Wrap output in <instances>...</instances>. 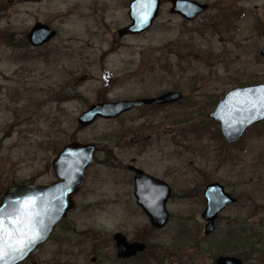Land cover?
I'll list each match as a JSON object with an SVG mask.
<instances>
[{
	"label": "rangeland",
	"instance_id": "1",
	"mask_svg": "<svg viewBox=\"0 0 264 264\" xmlns=\"http://www.w3.org/2000/svg\"><path fill=\"white\" fill-rule=\"evenodd\" d=\"M131 1L0 0V197L56 182L52 163L66 145L98 147L75 209L22 264H114L116 232L145 242L152 264H215L222 255L264 264V121L226 143L208 117L228 92L264 83V0H193L209 6L193 21L162 0L149 30L119 38ZM39 22L56 36L37 47L27 34ZM172 91L183 99L78 124L99 100ZM128 165L172 189L165 228L138 205ZM215 182L237 202L206 236L204 192Z\"/></svg>",
	"mask_w": 264,
	"mask_h": 264
},
{
	"label": "water",
	"instance_id": "2",
	"mask_svg": "<svg viewBox=\"0 0 264 264\" xmlns=\"http://www.w3.org/2000/svg\"><path fill=\"white\" fill-rule=\"evenodd\" d=\"M25 2H41L45 0H24ZM171 13L178 14L188 21L196 19L208 9L207 4L193 0H170ZM162 0H132L129 5L131 23L118 31V37L139 35L149 30L159 15ZM56 36V31L42 23H37L27 34V40L32 46H42ZM264 38V29H263ZM264 57V45L261 50ZM83 80V79H81ZM261 97H264V84L241 87L228 92L219 102L216 109L208 115L213 122L220 125L221 132L228 143L238 142L253 124L263 121L257 117L244 123L250 115V110L261 108ZM183 94L179 91L167 92L157 98H145L133 101L102 102L93 104L79 118L82 128L93 125L100 119H114L129 112L133 108L146 105H171L181 101ZM97 154L95 144L73 142L66 145L52 163L57 181L49 185H15L9 187L0 197V220H3L4 240L15 244L18 239H26L33 235H43L35 246L28 251L22 260L9 259L8 264H22L54 233L56 227L75 209L74 196L85 186L87 170L93 166ZM130 170L135 177V198L143 209L150 223L157 229L166 227L170 220L167 203L172 195V189L163 180L153 177L142 169L131 165ZM206 209L202 218L206 222L204 233L211 235L216 230V221L223 210L234 204L237 199L225 191L220 183H212L206 187ZM43 221L41 227L38 221ZM46 229V230H45ZM21 232L24 235H21ZM115 240L118 245V257L128 259L135 257L146 249V244L130 243L127 238L117 233ZM8 251L7 243L4 244ZM19 255L9 252V256ZM95 261V258L93 259ZM33 264H38L34 262ZM215 264H245L238 256L222 255Z\"/></svg>",
	"mask_w": 264,
	"mask_h": 264
},
{
	"label": "snow or ice",
	"instance_id": "3",
	"mask_svg": "<svg viewBox=\"0 0 264 264\" xmlns=\"http://www.w3.org/2000/svg\"><path fill=\"white\" fill-rule=\"evenodd\" d=\"M261 108L256 109L255 111L250 110V115L246 121L242 122V126L244 123L251 122L252 119H255L257 117L264 118V97H261ZM39 225L43 227V221H38ZM46 230V229H45ZM5 234L8 237H11V233H5L3 229V220H0V264H8L9 259L15 261V260H22L24 255L31 251V249L35 246L39 240L43 239V235H33L26 239H18L15 244L9 243L4 240ZM21 235L23 236L24 233L21 232ZM7 243L8 251H5L4 244ZM9 252L11 253H18L19 255H11L9 256Z\"/></svg>",
	"mask_w": 264,
	"mask_h": 264
},
{
	"label": "flooded vegetation",
	"instance_id": "4",
	"mask_svg": "<svg viewBox=\"0 0 264 264\" xmlns=\"http://www.w3.org/2000/svg\"><path fill=\"white\" fill-rule=\"evenodd\" d=\"M169 3L171 4V2H170V0H169ZM209 7V6H208ZM171 9H172V4H171V8H170V12H171ZM172 14V13H171ZM175 15H178V14H175ZM178 16H180V15H178ZM181 18H183L182 16H180ZM198 18V17H197ZM184 20H186L185 18H183ZM194 20H196V19H194ZM186 21H188V20H186ZM193 21V20H192ZM262 36H263V30H262ZM264 39V38H263ZM262 50V49H261ZM260 54H261V51H260ZM262 56V55H261ZM263 57V56H262ZM238 88H240V87H238ZM105 102V101H104ZM99 103H102V102H99ZM142 107H149L148 105L147 106H142ZM152 107H154V108H157V109H159V108H162V107H167V106H165V105H152ZM137 108H141V107H137ZM136 108V109H137ZM126 114V113H125ZM123 116V115H122ZM119 117H121V116H119ZM119 117H117V118H119ZM115 119V118H114ZM210 119V118H209ZM211 121H212V119H210ZM260 122V121H259ZM258 123V122H257ZM256 124V123H255ZM219 125V124H218ZM254 125V124H253ZM252 125V126H253ZM220 126V125H219ZM249 129V128H248ZM247 129V130H248ZM220 134H221V137H223L224 138V140L226 141V143H228V141L225 139V137L223 136V134H222V132H221V128H220ZM244 137V136H243ZM97 151H98V147H97ZM95 163V162H94ZM114 165V164H113ZM130 166L131 165H128V166H126L125 168H127L129 171H130V173H131V176L133 177V179H134V188H135V177H136V175L130 170ZM140 169V168H139ZM144 171V170H143ZM87 172H88V170H87ZM146 172V171H145ZM147 173V172H146ZM149 174V173H148ZM151 175V174H150ZM153 176V175H152ZM153 177H155V176H153ZM155 178H157V177H155ZM158 179H160V178H158ZM87 180V179H86ZM160 180H162V179H160ZM164 181V180H163ZM85 185H86V183H85ZM205 193V192H204ZM134 194H135V192H134ZM237 199V198H236ZM237 202V201H236ZM235 202V203H236ZM234 203V204H235ZM65 221V220H64ZM63 221V222H64ZM62 222V223H63ZM62 223H60L57 227H56V230H57V228H59L61 225H62ZM152 227H154V226H152ZM155 228V227H154ZM155 229H157V228H155ZM56 230L54 231V232H56ZM215 232V231H214ZM213 232V233H214ZM117 233H121V234H123L126 238H127V240H128V242H130V243H134V242H140V243H144V244H146L145 242H143V241H140V240H138V239H136V240H130V239H128V237H127V235L125 234V233H122V232H116L114 235H113V241H114V244H115V247H116V257H115V261H114V264H119V263H122V264H131V263H133V261L135 260V259H139V258H141V257H144V255H148V253L149 252H147L148 251V245L146 244V249H145V251H143V252H139L135 257H132V258H128V259H124V258H120V257H118V245H117V242H116V240H115V235L117 234ZM145 258V257H144ZM244 260V259H243ZM34 262V261H33ZM94 262V261H93ZM244 262H245V260H244ZM38 263V262H37ZM246 263V262H245ZM39 264V263H38Z\"/></svg>",
	"mask_w": 264,
	"mask_h": 264
},
{
	"label": "trees",
	"instance_id": "5",
	"mask_svg": "<svg viewBox=\"0 0 264 264\" xmlns=\"http://www.w3.org/2000/svg\"><path fill=\"white\" fill-rule=\"evenodd\" d=\"M17 46H20V44H17ZM65 100H67V97H65ZM103 101H105V99L99 100V102H103ZM149 107L154 108L152 106H149ZM110 165H112V163H110ZM222 249H223L222 251H224L225 249H227V247H222ZM150 253H148V255H144L145 259H143V260H140V258H139L138 259V262H136V263H138V264H152L153 263V260H155L156 258H155V254H150ZM250 253L251 252H247L248 255Z\"/></svg>",
	"mask_w": 264,
	"mask_h": 264
}]
</instances>
